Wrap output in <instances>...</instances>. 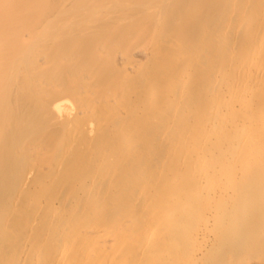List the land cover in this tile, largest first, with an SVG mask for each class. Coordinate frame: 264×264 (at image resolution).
Masks as SVG:
<instances>
[{
    "label": "bare ground",
    "instance_id": "6f19581e",
    "mask_svg": "<svg viewBox=\"0 0 264 264\" xmlns=\"http://www.w3.org/2000/svg\"><path fill=\"white\" fill-rule=\"evenodd\" d=\"M0 264H264V0H0Z\"/></svg>",
    "mask_w": 264,
    "mask_h": 264
}]
</instances>
